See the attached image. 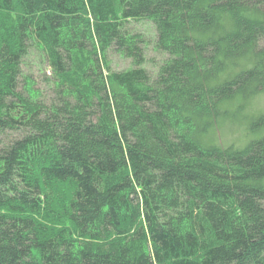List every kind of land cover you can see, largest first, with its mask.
I'll return each mask as SVG.
<instances>
[{
	"label": "trees",
	"instance_id": "1",
	"mask_svg": "<svg viewBox=\"0 0 264 264\" xmlns=\"http://www.w3.org/2000/svg\"><path fill=\"white\" fill-rule=\"evenodd\" d=\"M261 69L264 0H0V264H264V136L200 137Z\"/></svg>",
	"mask_w": 264,
	"mask_h": 264
},
{
	"label": "rangeland",
	"instance_id": "2",
	"mask_svg": "<svg viewBox=\"0 0 264 264\" xmlns=\"http://www.w3.org/2000/svg\"><path fill=\"white\" fill-rule=\"evenodd\" d=\"M231 63H221L217 67L216 71L219 70V73L216 75L215 71L209 77L212 84L232 78L253 65L247 57H239ZM127 65L128 63L124 60H113L115 68H124ZM260 72L264 74V69ZM221 110L222 112L207 117L208 125L206 129H202L200 135L204 144L225 148L229 146L244 148L248 143L264 136V89L249 88L246 91H239L222 103ZM260 121L261 123H258Z\"/></svg>",
	"mask_w": 264,
	"mask_h": 264
},
{
	"label": "bare ground",
	"instance_id": "3",
	"mask_svg": "<svg viewBox=\"0 0 264 264\" xmlns=\"http://www.w3.org/2000/svg\"><path fill=\"white\" fill-rule=\"evenodd\" d=\"M62 215V214H61ZM60 217V216H59Z\"/></svg>",
	"mask_w": 264,
	"mask_h": 264
}]
</instances>
